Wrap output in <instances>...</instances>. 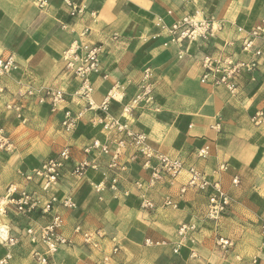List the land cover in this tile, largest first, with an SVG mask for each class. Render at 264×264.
Here are the masks:
<instances>
[{
	"label": "crops",
	"instance_id": "obj_1",
	"mask_svg": "<svg viewBox=\"0 0 264 264\" xmlns=\"http://www.w3.org/2000/svg\"><path fill=\"white\" fill-rule=\"evenodd\" d=\"M45 1L46 7L40 8V0H0V49L21 67L13 81H6L11 93L0 102V127L16 148L12 155L0 154V199L11 184L19 189L25 186L23 174L39 168L65 147L71 148L72 161L52 193L69 195L78 206L74 211L59 209L65 221L62 233L73 244L61 247L50 264H94L114 244L120 251L110 264H252L256 258L264 264V123L252 121L256 113L264 112V66L254 75L255 82L246 77L236 98L222 87L200 82L205 57L223 53L243 57V39L264 21V0ZM69 3L85 11L73 19ZM185 16L213 18L224 28L210 42L184 41L166 47L170 38L158 22L171 27ZM84 28L91 30L88 39L79 38ZM76 40L104 47L101 74L91 79L95 103L100 105L114 87H123L124 100L110 105L113 118H121L124 106L137 92L143 71L153 69L156 105L136 110L129 118L130 127L145 133L156 152L181 159L187 167L197 166L212 182L220 183L231 199L220 221L207 219L208 193H181L186 174L174 186L151 188L141 162L131 164L121 184V190L128 189L131 194L118 198L109 190L98 194L93 187L106 181L109 157H101V169L89 170L79 180L68 174V169L84 159L85 145L110 137L101 125L102 112L95 116L87 113L72 135L62 131L63 109L77 113L86 106L77 95L81 82L67 71L64 61V53ZM256 48L264 52V39ZM20 77L36 86L61 89L65 103L52 113L48 103L41 106L28 101L29 122L23 125L4 105L5 101H20L15 96ZM206 147L209 156L200 159L198 151ZM236 178L238 185L234 184ZM135 182H141L142 188ZM30 188L39 191L36 184ZM167 198L178 208L165 207ZM146 200L153 209L142 206ZM50 221L51 215L35 214L29 219L13 209L0 215V235L17 240L15 247L0 241V261L11 254L9 264H35L34 253H46V247L32 244L27 230ZM77 225L106 235L101 250L91 249L74 235ZM182 225H194L196 230L183 239L179 235ZM222 237L233 244L228 253L218 245ZM178 246L180 254L176 256L173 250Z\"/></svg>",
	"mask_w": 264,
	"mask_h": 264
},
{
	"label": "built area",
	"instance_id": "obj_2",
	"mask_svg": "<svg viewBox=\"0 0 264 264\" xmlns=\"http://www.w3.org/2000/svg\"><path fill=\"white\" fill-rule=\"evenodd\" d=\"M46 5L47 1L40 0V8H45ZM69 6L72 8L70 16L73 19L85 11L84 7L78 8L71 3H69ZM157 26L162 30V33L170 38V41L165 44L166 47L170 44L178 45L184 41L210 42L224 28L222 23L213 18L198 19L196 16H185L171 27H167L160 20ZM63 28L68 29V25H64ZM90 35L91 30L84 28L79 34V38L88 39ZM261 39H264V21L248 32L247 37L243 39L241 45L243 57L224 53L205 57L202 62L201 84L222 87L233 98H236L243 89L246 77L249 78L250 82H255L254 75L264 66V52L262 49L256 48L257 42ZM103 50V45L76 40L64 53L67 71L81 82L77 95L86 106L77 113L70 109H63L61 122L63 133L66 135L74 134L87 113H92L95 116L97 113L102 112L105 114V117L101 120L103 131L110 135L105 142L94 139L85 145L82 148L84 159L68 169V174L75 180H79L85 177L89 170L101 169L98 162L101 157H109L104 174L106 181L93 187L98 194L109 190L116 198L121 195L130 196L131 194L128 189L121 190L123 175L128 171L131 164L141 162L142 169L149 175V186L151 188L158 184L174 186L186 174L188 177L187 183L182 188L181 193L186 194L189 190L208 193L207 219L215 222L220 221L231 205V199L220 183L212 182L197 166L187 167L181 159L170 158L156 152L148 144V136L145 133H137L130 127L129 118L136 110L152 108L156 105L157 82L152 68L148 67L143 71L141 81L137 86V92L132 100L124 106L121 118H113L109 114V109L112 102H122L124 100L125 95L122 86L114 87L100 105L95 103L91 79L101 74ZM20 72L21 67L14 57L6 55L0 49V102L4 101L7 94L11 93L6 81H13ZM17 85L15 96L20 98V101L16 103L5 101L4 105L6 110L13 112L23 125L29 122L26 117V104L28 101H35L41 106L48 103L51 106L52 113L58 112L61 105L65 103V94L61 89L49 88L43 85L36 86L21 77L18 79ZM252 121L256 125L263 124L264 112L256 113ZM15 152L16 148L12 139L5 129L0 127V154L12 155ZM208 156L209 149L207 147L198 151L200 159H206ZM71 161V148L65 147L57 156L48 159L39 168L23 174L25 186L22 189H19L15 184H11L7 188L5 196L0 199V215H7L9 209H13L17 214L24 215L29 219L35 214L51 215V221L48 225L39 228L30 226L27 230V235L31 238L32 244L42 243L46 247V253H34L35 264H50V259L61 247L73 244L72 239L62 233L65 221L59 213V209L74 211L78 206L71 196L63 195L59 197L52 193L53 189L60 185L64 177V171ZM221 170L226 171L227 168L222 167ZM32 184L38 185L39 191L32 190L30 188ZM234 184H239L237 178L234 180ZM134 185L138 188L143 186L141 182H135ZM142 206L153 209V204L148 200L144 201ZM164 206L178 208L172 198L165 199ZM195 230L194 225H182L179 235L184 239L189 232ZM261 230L264 236V223ZM74 235L80 236L83 244L93 250H101L102 242L106 239V235L102 231H84L81 225L75 227ZM0 241L10 247L17 245V240L10 237L0 235ZM112 242L116 243V240L112 239ZM147 245H153V243L147 241ZM218 245L226 253L233 247V244L223 237L219 239ZM119 251V245L114 244L111 251L104 254L94 264H110ZM173 254L179 256V246L173 250ZM11 260L12 255L8 254L0 261V264H9ZM173 264L178 263L174 262ZM252 264H259V259H254Z\"/></svg>",
	"mask_w": 264,
	"mask_h": 264
}]
</instances>
